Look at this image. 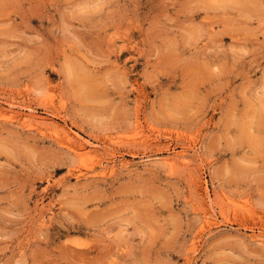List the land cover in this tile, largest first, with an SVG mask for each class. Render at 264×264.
<instances>
[{
    "label": "clouds",
    "instance_id": "1",
    "mask_svg": "<svg viewBox=\"0 0 264 264\" xmlns=\"http://www.w3.org/2000/svg\"><path fill=\"white\" fill-rule=\"evenodd\" d=\"M0 101V264H264V0H0Z\"/></svg>",
    "mask_w": 264,
    "mask_h": 264
},
{
    "label": "rangeland",
    "instance_id": "2",
    "mask_svg": "<svg viewBox=\"0 0 264 264\" xmlns=\"http://www.w3.org/2000/svg\"><path fill=\"white\" fill-rule=\"evenodd\" d=\"M17 19H18V17H17ZM225 39L230 40L231 37L229 36V37H226ZM125 51L131 54V55H125L124 56V61L127 63V62L134 59L135 49L134 48H127V49H125ZM123 54L124 53L122 52V55ZM131 67L133 69H136V64L132 63ZM9 106L10 105L8 102L0 101V108L7 109V108H9ZM7 114L5 113V115H7ZM38 115H39V113H38ZM40 118L44 121V123L46 125H48L50 127V132L52 135L59 136L60 133L57 130L60 129L63 131L64 135H67L66 134V132H67L68 135L70 134L69 135L70 137L72 136L71 138L67 137L68 139L70 138L69 140H71L74 136L79 138V139H82V145L84 144L83 146H85L86 151L88 152L87 154H91V149L93 148L94 144L89 142V138L87 136H84L82 133H79L78 130L76 128H74L73 126L65 125V123H62L61 118L59 116L51 115V114H45V116H41ZM161 139L170 141L169 137H162ZM79 145H81V144H78L76 146V148L79 147ZM95 146L98 147V145H95ZM158 150H161L164 152L173 151V150L179 151V149L176 148V146L174 144H171L170 142L167 144H164L163 147L158 149ZM64 175H65L64 172H61L59 169H56L54 172V175H53V179L38 182L42 186L37 188V190H36L37 193L48 192L49 187L56 185V181L62 179L64 177ZM203 184H204V191L206 193H208L210 195L215 194V193H213L211 186L208 184L206 177L204 178ZM57 190H58V186H57ZM33 200H34V202L36 201L35 196L33 197ZM48 202H49V198L45 197L43 195L40 196V200L38 201V203L41 205V207H43V205L48 204ZM173 207H175V205H173ZM152 211L155 213L154 218L156 220H161L163 218L161 212L158 209H153ZM240 214L241 213H239V212L230 211V212H228L227 216L217 215V217H216L217 223L211 224L208 226V228L203 230L205 232V237H206L208 232H215V230L217 228L223 227L224 224H228L234 228L237 227L236 217ZM41 220H42V224L44 227H46L48 229L52 228V224L47 221V218L42 217ZM242 227H243V230L248 231V232H252L253 231V222H251V220H250V222L248 224H245ZM63 243L70 244L72 247L77 248V249H86L87 245H88V241L85 238L80 237V236H72V237L66 238ZM161 258L163 259V257H161Z\"/></svg>",
    "mask_w": 264,
    "mask_h": 264
},
{
    "label": "bare ground",
    "instance_id": "3",
    "mask_svg": "<svg viewBox=\"0 0 264 264\" xmlns=\"http://www.w3.org/2000/svg\"><path fill=\"white\" fill-rule=\"evenodd\" d=\"M6 114H7V113H6ZM66 134H67V135H65V136L70 137V136H69L70 134L68 135L67 132H66ZM71 137H72V136H71ZM71 137H70V138H71ZM70 138H69V139H70ZM83 145H84V144H83ZM83 145H82V143H81V145H79V147H77L76 150H78V151H82V152H84V153H88V152L86 151L85 146H83Z\"/></svg>",
    "mask_w": 264,
    "mask_h": 264
}]
</instances>
